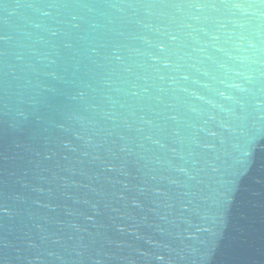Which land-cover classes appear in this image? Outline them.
I'll list each match as a JSON object with an SVG mask.
<instances>
[{"label":"water","instance_id":"1","mask_svg":"<svg viewBox=\"0 0 264 264\" xmlns=\"http://www.w3.org/2000/svg\"><path fill=\"white\" fill-rule=\"evenodd\" d=\"M0 264H264V0H0Z\"/></svg>","mask_w":264,"mask_h":264}]
</instances>
